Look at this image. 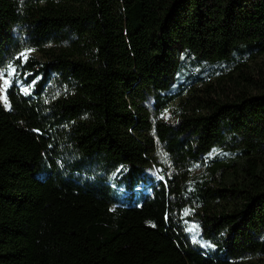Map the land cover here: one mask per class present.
<instances>
[{"label":"trees","instance_id":"trees-1","mask_svg":"<svg viewBox=\"0 0 264 264\" xmlns=\"http://www.w3.org/2000/svg\"><path fill=\"white\" fill-rule=\"evenodd\" d=\"M263 54L264 0H0L36 81L0 101V264H264Z\"/></svg>","mask_w":264,"mask_h":264},{"label":"snow or ice","instance_id":"snow-or-ice-1","mask_svg":"<svg viewBox=\"0 0 264 264\" xmlns=\"http://www.w3.org/2000/svg\"><path fill=\"white\" fill-rule=\"evenodd\" d=\"M32 51H34V50L33 49H24L22 52L18 53L14 59L20 61V65L23 66L24 64L27 63V61L29 59L28 54ZM18 74H19V69L12 62H10L6 66V70H0V81H2V83H0V100H2L4 102V105L6 108L10 107V104L8 103V100H7V90L10 87H13L16 82H19L22 85L20 90L25 95H28L30 93L31 87L34 86L36 83V81L33 80L29 86L24 87L23 85L27 82L26 81H20ZM24 75H30V74L25 73ZM193 242L195 243L196 241L194 240ZM206 246H209L212 248L215 247V245L211 244L210 242H206Z\"/></svg>","mask_w":264,"mask_h":264},{"label":"rangeland","instance_id":"rangeland-1","mask_svg":"<svg viewBox=\"0 0 264 264\" xmlns=\"http://www.w3.org/2000/svg\"><path fill=\"white\" fill-rule=\"evenodd\" d=\"M253 64L255 65V68L257 69L258 72H263L264 73V54L253 58ZM205 70H207V69H205ZM0 83H2V81H0ZM23 86L27 87L25 85H23ZM234 88H235L234 85H230L227 90L229 92H232L231 90H233ZM233 92H235V91H233ZM0 101L4 104V102L2 100H0ZM191 229H192V232L195 235H197V229H196V224L195 223H192Z\"/></svg>","mask_w":264,"mask_h":264}]
</instances>
